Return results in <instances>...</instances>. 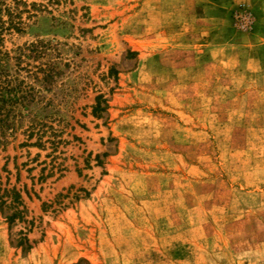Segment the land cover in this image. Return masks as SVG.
<instances>
[{
	"label": "rangeland",
	"instance_id": "rangeland-1",
	"mask_svg": "<svg viewBox=\"0 0 264 264\" xmlns=\"http://www.w3.org/2000/svg\"><path fill=\"white\" fill-rule=\"evenodd\" d=\"M0 72V264H264V0H0Z\"/></svg>",
	"mask_w": 264,
	"mask_h": 264
},
{
	"label": "trees",
	"instance_id": "trees-1",
	"mask_svg": "<svg viewBox=\"0 0 264 264\" xmlns=\"http://www.w3.org/2000/svg\"><path fill=\"white\" fill-rule=\"evenodd\" d=\"M2 77V74L0 72V102H1V91L2 89L6 88L8 86V84H10V81H5L6 78H3L1 79ZM26 99L25 95H19L16 100L18 102H22ZM4 103V102H3ZM99 109V102H97V104H95V106L93 107V112H95L96 110ZM8 117L9 115L7 113H3L2 111V108L0 107V133L2 134L4 130L7 129L8 127V123H7V120H8ZM5 193L2 192V194H0V207H2V205L4 204V200H1V197L4 195ZM11 196V201H10V204H13L15 206H18L20 205V201H19V198L16 197L15 195L13 194H10ZM5 219L8 221V222H12L14 219H17L18 221H20L22 219V213L20 210H18L17 208L14 209L13 213L11 215H9V217H5Z\"/></svg>",
	"mask_w": 264,
	"mask_h": 264
},
{
	"label": "built area",
	"instance_id": "built-area-1",
	"mask_svg": "<svg viewBox=\"0 0 264 264\" xmlns=\"http://www.w3.org/2000/svg\"><path fill=\"white\" fill-rule=\"evenodd\" d=\"M244 26H246V24Z\"/></svg>",
	"mask_w": 264,
	"mask_h": 264
}]
</instances>
